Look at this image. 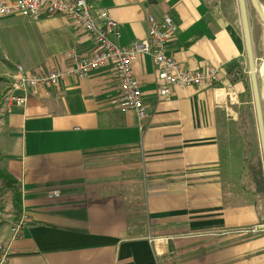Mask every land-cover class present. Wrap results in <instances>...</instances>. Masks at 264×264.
Returning <instances> with one entry per match:
<instances>
[{
	"label": "crops",
	"instance_id": "obj_1",
	"mask_svg": "<svg viewBox=\"0 0 264 264\" xmlns=\"http://www.w3.org/2000/svg\"><path fill=\"white\" fill-rule=\"evenodd\" d=\"M257 1L264 18V0ZM87 6L116 27L119 49L144 39L145 18L168 19L174 34L162 56L184 73L212 70L217 77L208 89L168 90L162 103L149 59L136 57L129 74L145 117L136 133L131 117L111 108L117 93L107 69L26 93L22 108L6 102L13 70L0 73L5 264H264L257 204L234 186L233 160L225 153V168L218 163V136L228 123L224 92L231 68L243 59L232 0H89ZM57 24V40L43 55L48 62L35 60L23 74L64 72L68 53L93 56L84 35L66 21ZM49 193L56 197L47 200ZM18 217L24 228L10 242Z\"/></svg>",
	"mask_w": 264,
	"mask_h": 264
},
{
	"label": "built area",
	"instance_id": "obj_2",
	"mask_svg": "<svg viewBox=\"0 0 264 264\" xmlns=\"http://www.w3.org/2000/svg\"><path fill=\"white\" fill-rule=\"evenodd\" d=\"M89 0H0V19L12 18L36 24L51 18L66 21L73 29L84 35L91 43L94 54L88 59H77L68 53L65 59L69 67L64 72L49 71L43 74H23L14 68V78L7 87L6 102L15 108H22L26 93L53 89L61 79L81 80L86 75L109 70L117 100L111 108L121 115L131 117L136 133L144 120L136 85L129 74V63L136 57H145L155 71V94L165 103L168 90L208 89L215 83L217 73L212 70L187 74L172 61L162 56L164 46L174 34V28L168 19L153 21L145 18L144 39L126 49L116 47L118 35L116 27L106 20L101 12H90ZM227 104H234L233 92L225 90ZM230 102H229V99ZM55 193H49L47 200L54 199ZM24 228V221L18 217L8 231V241H14ZM6 249L0 250V264L8 259Z\"/></svg>",
	"mask_w": 264,
	"mask_h": 264
},
{
	"label": "rangeland",
	"instance_id": "obj_3",
	"mask_svg": "<svg viewBox=\"0 0 264 264\" xmlns=\"http://www.w3.org/2000/svg\"><path fill=\"white\" fill-rule=\"evenodd\" d=\"M242 1L256 91L259 86L264 91V87L260 85L255 75L257 67L263 59L264 31L249 10L247 0ZM259 2L258 0L257 3ZM232 5H234L233 0ZM233 11L235 12V6ZM58 21L65 22L60 18H51L45 23L43 21V23L40 22L41 24H29L23 20L12 18L0 19V73H10L14 68L25 70L35 60L40 61L43 59V61L48 62L47 57L43 55L45 50L51 47V43L57 40L55 30L58 26ZM227 83L229 84V89L233 92L234 104L226 103L225 105L228 123L224 125L227 129L218 136L217 148L219 151L218 158H220L218 163L220 164L221 160H223L220 165L222 169L225 168L223 165L225 153L227 158H229V162H231L230 159L233 160V177H239L238 182L234 186H238V190H243V192L247 193L251 202L250 205L253 202L257 204L262 223L264 221V191L259 172V157L243 59L240 60L238 66L231 68ZM3 94L4 92H2V96ZM258 108L264 142V110L259 102ZM11 152L13 154V150L10 147L9 154ZM262 224L264 225V222Z\"/></svg>",
	"mask_w": 264,
	"mask_h": 264
},
{
	"label": "water",
	"instance_id": "obj_4",
	"mask_svg": "<svg viewBox=\"0 0 264 264\" xmlns=\"http://www.w3.org/2000/svg\"><path fill=\"white\" fill-rule=\"evenodd\" d=\"M233 2H234L235 10H236V18H237V23H238L239 35H240V42L242 46L245 76H246L247 86H248L252 119H253V125H254V130H255L256 146H257V151H258L259 165H260L262 185H263V191H264V142H263L262 128H261L259 108H258V102L262 106L261 98H262L263 91L260 86L258 87V90L256 91L255 78H254V72L252 70V60L250 56V48H249V42H248V34H247V28H246V22H245V16H244L243 1L233 0ZM247 2L250 8V11L252 12L256 21L258 22V24L264 31V18L259 13L253 0H247ZM262 230H264V227L262 228Z\"/></svg>",
	"mask_w": 264,
	"mask_h": 264
},
{
	"label": "bare ground",
	"instance_id": "obj_5",
	"mask_svg": "<svg viewBox=\"0 0 264 264\" xmlns=\"http://www.w3.org/2000/svg\"><path fill=\"white\" fill-rule=\"evenodd\" d=\"M255 75L258 78L260 85H262L264 87V54H263L262 61L259 63V66L257 67ZM216 99L219 100L218 97H216ZM261 101H262V108L264 110V91L262 93Z\"/></svg>",
	"mask_w": 264,
	"mask_h": 264
},
{
	"label": "trees",
	"instance_id": "obj_6",
	"mask_svg": "<svg viewBox=\"0 0 264 264\" xmlns=\"http://www.w3.org/2000/svg\"><path fill=\"white\" fill-rule=\"evenodd\" d=\"M259 177V176H258ZM12 211L15 212L16 211V202L14 201L12 204Z\"/></svg>",
	"mask_w": 264,
	"mask_h": 264
},
{
	"label": "flooded vegetation",
	"instance_id": "obj_7",
	"mask_svg": "<svg viewBox=\"0 0 264 264\" xmlns=\"http://www.w3.org/2000/svg\"><path fill=\"white\" fill-rule=\"evenodd\" d=\"M260 172V176H261V171H259ZM262 179V178H261Z\"/></svg>",
	"mask_w": 264,
	"mask_h": 264
}]
</instances>
